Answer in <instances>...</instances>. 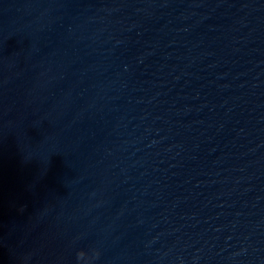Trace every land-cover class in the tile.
<instances>
[{"label": "water", "instance_id": "95a60500", "mask_svg": "<svg viewBox=\"0 0 264 264\" xmlns=\"http://www.w3.org/2000/svg\"><path fill=\"white\" fill-rule=\"evenodd\" d=\"M0 264H264V0H0Z\"/></svg>", "mask_w": 264, "mask_h": 264}]
</instances>
